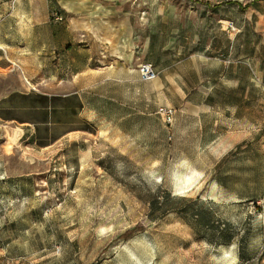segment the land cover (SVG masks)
Here are the masks:
<instances>
[{
  "label": "rangeland",
  "instance_id": "1",
  "mask_svg": "<svg viewBox=\"0 0 264 264\" xmlns=\"http://www.w3.org/2000/svg\"><path fill=\"white\" fill-rule=\"evenodd\" d=\"M33 3L63 21L124 17L133 67L145 60L158 77L127 118L102 109L72 138L35 141L0 124V264H264V0ZM184 100L219 133L240 128V188L194 184L195 119L173 139L154 113ZM225 190L239 191V210L202 200Z\"/></svg>",
  "mask_w": 264,
  "mask_h": 264
},
{
  "label": "crops",
  "instance_id": "2",
  "mask_svg": "<svg viewBox=\"0 0 264 264\" xmlns=\"http://www.w3.org/2000/svg\"><path fill=\"white\" fill-rule=\"evenodd\" d=\"M78 2L74 6H80ZM53 12L61 14L53 8L47 17L46 10L37 9L33 0H2L0 4V69H8L7 73L0 72V91L4 86L0 124L28 133L35 141L72 138L73 133L84 132V126L92 124L96 116L110 114L102 109H115L113 115L121 110L119 115L125 119V110L134 100H147L140 88L144 81L133 67L137 62L132 49L133 30L124 17L119 21L103 17L90 23L75 16L54 22L49 20ZM195 73H200L197 66ZM174 76L181 77L177 73ZM157 77L158 72L155 81ZM178 81L177 89L187 91L182 80ZM238 102L231 106H238ZM194 107L196 111L191 110ZM173 108V122L168 127L173 139L180 129L187 131L184 123L191 124L195 119L192 131L199 142L194 156H204V160L203 164L196 159L189 161L194 184L202 181L206 188L217 186L222 192L230 186L240 188V128L219 133L218 122L206 126L202 107L188 100ZM224 193L220 198L206 195L202 200L231 204L239 210V191Z\"/></svg>",
  "mask_w": 264,
  "mask_h": 264
},
{
  "label": "built area",
  "instance_id": "3",
  "mask_svg": "<svg viewBox=\"0 0 264 264\" xmlns=\"http://www.w3.org/2000/svg\"><path fill=\"white\" fill-rule=\"evenodd\" d=\"M12 3H15V0H12ZM50 18L54 22H60L63 20L62 15L59 12H53L50 15ZM137 71L139 79L141 81L147 82L153 80L157 76V72L153 65L147 61H141L137 64ZM175 109L167 105H159L156 108V114L163 120L166 125H171L174 118ZM56 250H59L57 247ZM10 264H20L19 260H11ZM23 264H35L33 261L24 260Z\"/></svg>",
  "mask_w": 264,
  "mask_h": 264
},
{
  "label": "bare ground",
  "instance_id": "4",
  "mask_svg": "<svg viewBox=\"0 0 264 264\" xmlns=\"http://www.w3.org/2000/svg\"><path fill=\"white\" fill-rule=\"evenodd\" d=\"M155 78H156V77H155ZM155 78H154V79H155ZM154 79H153V80H154ZM225 251H227V250H225ZM140 264H141V263H140Z\"/></svg>",
  "mask_w": 264,
  "mask_h": 264
}]
</instances>
